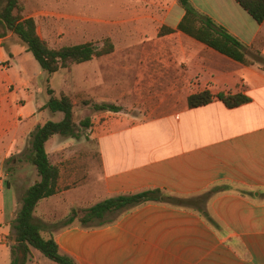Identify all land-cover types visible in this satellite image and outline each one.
I'll return each mask as SVG.
<instances>
[{
	"label": "crops",
	"instance_id": "1",
	"mask_svg": "<svg viewBox=\"0 0 264 264\" xmlns=\"http://www.w3.org/2000/svg\"><path fill=\"white\" fill-rule=\"evenodd\" d=\"M189 2L246 46L249 58H264V20L257 22L236 0ZM174 3L176 9L162 15L128 16L127 61L109 67L121 70L122 77L112 73L105 84L104 64L86 75L96 86L90 96L120 109L99 110L97 117L105 119L89 135L94 160L66 166L52 160L60 169L59 191L41 199L33 215L38 218L45 207L49 213L51 198L60 193L69 216L106 198L146 189L196 200L213 186L231 187L205 202L213 222L195 207L148 201L108 215L110 221L102 225L90 227L77 219L63 224L52 235L75 264H264V63L243 64L178 30L184 10L178 0ZM146 18L156 26L149 28ZM162 27L171 31L160 34ZM2 41L0 62L9 56ZM9 47L14 57L7 59L23 53L32 59L24 47ZM32 64L36 67L33 59ZM36 68L35 75L23 71L10 81L0 78V166L9 151L22 148L16 123L37 106L32 91L8 88L44 74ZM203 90L243 93L250 101L228 108L215 99L190 108L188 96ZM21 98L29 102L24 107L18 104ZM62 167L69 168L64 187ZM10 189L0 190V241L10 230L3 223ZM33 249L26 264H34ZM0 264H6L5 256Z\"/></svg>",
	"mask_w": 264,
	"mask_h": 264
},
{
	"label": "rangeland",
	"instance_id": "2",
	"mask_svg": "<svg viewBox=\"0 0 264 264\" xmlns=\"http://www.w3.org/2000/svg\"><path fill=\"white\" fill-rule=\"evenodd\" d=\"M21 1L24 6L23 14L25 16H31L34 19L39 36L49 46L57 48L63 45L92 42L101 48L104 45V41L110 39L114 48L111 53L94 57L86 64H74L69 68H62L53 74H47L44 71V74L36 76L31 83H26L22 87H19L17 83L10 84L8 88L9 92H19L21 90V92L30 93L32 91L37 106L33 108L32 113L23 115L16 123L18 126L17 129L22 131L20 135V145L22 148L9 151L0 166V190L4 191L5 189L11 188L7 208L5 207L6 216L3 221L4 224L9 225L10 230L7 235L1 237L0 241L7 246V248L4 246L0 247V259L5 256L6 264L10 263L9 250L13 244L14 229L12 221L17 215L21 205V199L26 189L35 180L39 179L35 168L25 158V155L29 151L30 132L37 124H42L47 120L57 121L63 116L61 112L51 113L49 110L45 111L43 104L46 103L50 96L48 89L53 90L52 95L54 96L65 93L70 97L74 104L73 112L76 123H79L81 119L87 116L92 121L91 127L81 129V136L79 138L66 137L58 134L53 135L45 145L50 159L59 161L58 163L64 166L75 164L76 161H81L82 159L94 160L96 150L94 149V140L90 139L89 135L94 125L98 121H103L105 117H97L99 110H95L92 104L105 102H98L90 96L95 91L96 86L94 82H89L85 79L86 75L94 72L96 65L104 64L107 65V68H104L101 73L105 79V84L112 78V73L115 77L121 76V70H112L109 67L111 63L127 61V54L125 52L128 34L126 19L129 15L133 13L162 15L167 13L169 9H172V11L176 9L174 0H137L138 4L135 5L132 3L128 5L127 0ZM146 20H148L149 28L156 26L155 21L151 23L149 18H146ZM142 39L143 37L141 35L139 40L142 41ZM10 42H12L10 38L3 39L2 45L8 43V46H10L13 44H10ZM22 55L15 57V61L7 59L9 56L1 60V79L10 81L13 73L14 78H16V75L23 71L29 72V75H35L36 67L40 68L38 62L28 52V55L32 57L36 66L33 67L32 59L24 53ZM124 77L126 76L124 75ZM150 96L154 97V93L150 94ZM27 103L29 102L25 98H21L18 104L24 107ZM146 105L149 107L151 104L146 103ZM31 108L32 105L30 104L24 110L26 112ZM62 170L61 185L64 187L70 182L68 176L69 168L62 167ZM63 200L64 197L62 194H57L49 202V213L46 212V207L45 212L44 210L38 212L39 215L36 220L47 225L50 231L62 226L69 214L70 207ZM194 203L190 202V204ZM41 213L43 217H40ZM46 213L48 216H46ZM79 214L81 215L82 212L80 211ZM32 253L36 254L34 264H57L35 249H33Z\"/></svg>",
	"mask_w": 264,
	"mask_h": 264
},
{
	"label": "trees",
	"instance_id": "3",
	"mask_svg": "<svg viewBox=\"0 0 264 264\" xmlns=\"http://www.w3.org/2000/svg\"><path fill=\"white\" fill-rule=\"evenodd\" d=\"M236 1L257 22L264 20V0ZM178 4L184 10L177 25L178 30L243 64L264 63V58L258 54L249 58L246 46L212 18L200 13L189 0H178ZM23 10L21 0H0V38H10L12 40L10 44H19L24 47L47 74H53L62 68L87 62L94 57L113 51L114 46L110 39H106L101 48L92 42L51 47L39 36L34 19L31 16H25ZM170 31V28L162 27L160 34ZM4 45L8 55L12 56L8 43ZM48 93L50 96L44 108L51 113L61 112L63 116L57 121L47 120L42 124H37L30 132L29 151L25 158L35 168L39 179L26 189L17 215L12 221L14 235L13 244L9 250L10 264H26L31 248L38 250L57 264H75L70 256L60 252L52 231L47 225L36 220L33 213L41 199L50 197L59 191L60 169L50 159L45 147L46 142L56 134L79 138L81 129L89 128L92 121L87 116L76 123L73 112L74 104L70 97L65 93L54 96L52 89H48ZM215 99L222 101L228 108L250 101V98L243 93H212L209 90H203L189 95L187 102L188 106L193 108L206 105ZM92 106L95 110L117 111L120 109L119 106L111 103H93ZM230 187L227 184L213 186L201 193L196 200L172 196L158 188L146 189L133 194H121L96 202L85 209L81 215L72 210L64 224L77 219L81 224L90 227L102 225L110 221L111 218L108 215L127 211L148 201L195 207L209 222H213L204 204L215 192L227 190ZM190 202H195V205H191Z\"/></svg>",
	"mask_w": 264,
	"mask_h": 264
}]
</instances>
